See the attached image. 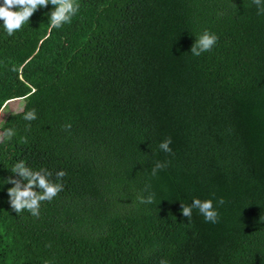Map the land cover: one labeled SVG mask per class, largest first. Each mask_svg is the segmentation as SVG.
Returning <instances> with one entry per match:
<instances>
[{
    "label": "trees",
    "instance_id": "1",
    "mask_svg": "<svg viewBox=\"0 0 264 264\" xmlns=\"http://www.w3.org/2000/svg\"><path fill=\"white\" fill-rule=\"evenodd\" d=\"M77 2L61 28L51 4L12 36L0 25V111L28 101L0 126L16 133L0 143V264H264V15L251 0ZM205 30L218 41L193 56ZM21 160L64 185L38 218L8 202ZM194 198L217 223L187 221Z\"/></svg>",
    "mask_w": 264,
    "mask_h": 264
},
{
    "label": "clouds",
    "instance_id": "2",
    "mask_svg": "<svg viewBox=\"0 0 264 264\" xmlns=\"http://www.w3.org/2000/svg\"><path fill=\"white\" fill-rule=\"evenodd\" d=\"M51 4L52 10L47 13L51 28H61L65 24H70L72 18L79 11L77 0H0V21H2L3 29L9 36L22 29V26L29 22L30 18L39 8H46ZM251 4L257 7V14L264 15V0H251ZM218 37L205 30L201 35L196 36L195 43L192 44L190 51L193 56H200L204 52H209L216 45ZM19 113L13 112L12 115ZM37 118L35 109L29 110L23 114V119L33 121ZM30 128V124L28 125ZM66 129H70L71 125H65ZM15 131L11 128L0 133V143L6 140H11L15 135ZM23 142H27L26 138H22ZM171 138H166L158 147L165 153H172L170 147ZM167 167L166 162H156L152 168V176H156L159 170ZM11 173L3 184H11L7 188L8 202L10 208L16 214L27 210L34 217H39L40 206L42 202H51L61 191L64 185L59 182H54L52 173L41 169L35 171L26 166L24 161L15 163L11 168ZM66 175L64 170L56 173V181L62 180ZM150 186H146V189ZM139 203L152 204L154 203V194L147 197L139 196ZM218 204L224 203L223 198L217 201ZM193 209H197L205 222L217 223L219 219L218 211L213 206L211 199L201 200L194 198L191 205L181 203V213L191 222ZM160 264H168V261L162 259Z\"/></svg>",
    "mask_w": 264,
    "mask_h": 264
},
{
    "label": "rangeland",
    "instance_id": "3",
    "mask_svg": "<svg viewBox=\"0 0 264 264\" xmlns=\"http://www.w3.org/2000/svg\"><path fill=\"white\" fill-rule=\"evenodd\" d=\"M27 103L28 101L26 98L15 99V100L9 101L6 107L2 111H0V126L4 118L6 117V114L10 112L21 111L23 109H26ZM0 133H1V130H0Z\"/></svg>",
    "mask_w": 264,
    "mask_h": 264
}]
</instances>
